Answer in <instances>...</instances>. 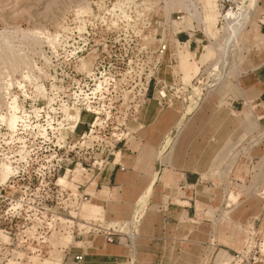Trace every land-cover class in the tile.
<instances>
[{
    "label": "rangeland",
    "instance_id": "rangeland-1",
    "mask_svg": "<svg viewBox=\"0 0 264 264\" xmlns=\"http://www.w3.org/2000/svg\"><path fill=\"white\" fill-rule=\"evenodd\" d=\"M222 1L0 0V264H82L94 241L102 249L112 243L108 233L113 242L122 237L131 257L145 217L183 229L166 246V264H264V118L257 116L264 107L237 105L241 129L195 186L156 184L158 197L118 200L113 218L106 205L117 193L98 184L119 149L139 141L145 108L149 116L177 115L152 147L157 173L166 151L176 158L204 92L224 96L209 111H229L225 96L235 91L264 11L259 0L252 7L233 0L249 18L231 33ZM185 54L198 66L190 77ZM222 245L233 250L223 263ZM93 262L137 264L119 256Z\"/></svg>",
    "mask_w": 264,
    "mask_h": 264
},
{
    "label": "crops",
    "instance_id": "crops-1",
    "mask_svg": "<svg viewBox=\"0 0 264 264\" xmlns=\"http://www.w3.org/2000/svg\"><path fill=\"white\" fill-rule=\"evenodd\" d=\"M258 2L260 8L264 11V0ZM258 27V32L255 34L256 39H253L252 50L248 52L240 65L242 75H238L233 83L235 91L225 96L229 100V111L221 110L215 113L209 111L208 104L217 100L221 101L224 96L214 95L212 91L215 88L209 92H204L201 97V103L204 106L198 111L195 110L189 117L187 128L184 129L179 139L180 148L176 158L170 161L166 156L168 153L166 151L160 161L158 173L155 172L156 154L153 155L154 150L152 147L162 141L163 135L175 124L177 115L173 113L169 118V115L164 114L159 118V114L156 112L155 116H149L150 107L145 108L142 116L143 122L140 123L137 134L140 136L139 143L136 139H133L128 145H124L118 151L120 152L118 159L114 158L106 171L98 173V184H103L107 190H115L117 193V195L113 194L115 199H111L108 206L106 205L108 215L116 218L114 204L116 202L119 204L118 200L126 198L132 201L139 199V197L142 198L149 187V198H152L154 194H157L158 197V193H161V191H156V184L182 182L189 186H195L199 182L198 178L201 177V173L211 166L215 155L221 146L226 143L229 136L233 135L234 132L238 133L241 129L243 117L240 116L237 105L242 104L243 106L245 103H253L254 107H264V19L259 21ZM186 36L189 38V35ZM187 43L184 44L187 45ZM191 45H194L193 51L198 50L197 38L191 39ZM181 68L186 71L185 76L190 77L192 73L197 71L198 66L195 62H191L185 54L181 56ZM257 111L261 112L262 110ZM257 116H259V119L264 118V112L259 113ZM143 141L145 144H142ZM125 190L130 193L124 195ZM97 209H93L90 213L96 212ZM184 211V214L187 215L188 210L184 209ZM178 214L179 212L175 211L172 220H175L174 215ZM148 219V217H145L142 219L141 224L137 226L138 233L133 241L134 243L131 244L133 248L131 257L126 254L128 244L122 240V237H118V241L108 243L103 249L99 246L100 241H94L92 248L84 256L82 264H96L93 262L96 257L107 258L113 256L123 257L127 260L130 258L137 264L169 263L171 257L166 254V246L169 244L172 235H179L183 232V229L180 225L165 223L164 220L156 221L155 224H148ZM226 248L225 245H222L218 252L220 256L217 260L222 261V263L225 262L224 260H229L226 259L229 251H233ZM221 251L223 253H220ZM225 252L228 254H225Z\"/></svg>",
    "mask_w": 264,
    "mask_h": 264
},
{
    "label": "bare ground",
    "instance_id": "bare-ground-1",
    "mask_svg": "<svg viewBox=\"0 0 264 264\" xmlns=\"http://www.w3.org/2000/svg\"><path fill=\"white\" fill-rule=\"evenodd\" d=\"M254 2H256V0H250V7H252V5L254 4ZM247 3V4H248ZM231 8V7H230ZM230 8H229V10H227V12L225 13V20L228 22V24H227V30H229L228 32H231V33H236V30H238V28H239V31H240V28H243L244 27V25H245V22H246V20H247V18H249L248 16H247V13H246V10L243 8L242 10H233L232 8H231V10H230ZM254 8V7H253ZM240 9H241V7H240ZM248 9V8H247ZM248 10H250L251 11V8H249ZM250 11H247V12H249V15H250ZM235 25L236 27L234 28H231V25ZM237 33H239V32H237ZM230 34V33H229ZM238 35V34H237ZM229 37V36H228ZM227 37V38H228ZM232 38V37H231ZM235 38V37H234ZM226 41V40H225ZM224 48V47H223ZM233 49V48H232ZM224 51V50H223ZM221 63V62H220ZM217 64V63H216ZM217 66H218V64H217ZM149 191H150V187L147 189V191H146V193H145V195L141 198V200H140V203L143 205V203H144V201H145V199L147 198V196L149 195ZM137 214V213H136ZM67 238H71V235L69 234L68 236H67Z\"/></svg>",
    "mask_w": 264,
    "mask_h": 264
},
{
    "label": "built area",
    "instance_id": "built-area-1",
    "mask_svg": "<svg viewBox=\"0 0 264 264\" xmlns=\"http://www.w3.org/2000/svg\"><path fill=\"white\" fill-rule=\"evenodd\" d=\"M232 4H233V0H223L222 1V6L223 7L227 6L228 8H230L232 6ZM114 235H115L114 233L113 234L112 233H108V235L106 237L107 241L108 242H113L114 241ZM81 259H82V255L75 256V260L77 262H79Z\"/></svg>",
    "mask_w": 264,
    "mask_h": 264
}]
</instances>
